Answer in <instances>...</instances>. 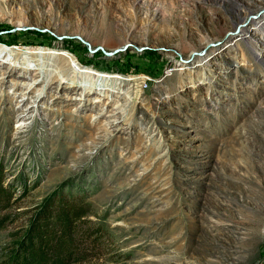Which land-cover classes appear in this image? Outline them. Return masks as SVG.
I'll use <instances>...</instances> for the list:
<instances>
[{
	"label": "rangeland",
	"instance_id": "1",
	"mask_svg": "<svg viewBox=\"0 0 264 264\" xmlns=\"http://www.w3.org/2000/svg\"><path fill=\"white\" fill-rule=\"evenodd\" d=\"M100 1L0 0V264H264V0Z\"/></svg>",
	"mask_w": 264,
	"mask_h": 264
},
{
	"label": "trees",
	"instance_id": "2",
	"mask_svg": "<svg viewBox=\"0 0 264 264\" xmlns=\"http://www.w3.org/2000/svg\"><path fill=\"white\" fill-rule=\"evenodd\" d=\"M9 204L10 194L0 184V211L7 209ZM52 206L41 213L36 220L35 227L31 230L27 251L32 257L46 252L49 244L55 241L62 248L65 256L72 252L70 251L72 243L70 239L76 235L75 226L85 217L86 212L72 202ZM32 262L30 264H38L35 261Z\"/></svg>",
	"mask_w": 264,
	"mask_h": 264
},
{
	"label": "bare ground",
	"instance_id": "3",
	"mask_svg": "<svg viewBox=\"0 0 264 264\" xmlns=\"http://www.w3.org/2000/svg\"><path fill=\"white\" fill-rule=\"evenodd\" d=\"M100 2H101V5H100L99 9L102 10L103 20H102V24H101L100 29H98L96 31L97 37L95 38L94 36H92V38H94L96 41L97 40H104V41H106V45L109 46V47H112V46H120L122 42H121V40H118V39H115L114 38V34L116 33V28L114 27L115 24L113 23V21L111 19V15L114 12V9H113V0H101ZM89 5H88V7H89ZM96 10H98V8ZM149 15H150V18L153 20V19L156 18L157 12L156 11H153ZM259 18H260V21L264 20V16H262V14L260 15ZM122 24H124V23H122ZM124 28H125V26H124ZM86 30H84V29L82 30V34H84V36L87 37L89 35H96V34L93 33V31H86ZM244 31H246V29L245 28H242V29L234 32V33H238L239 34V37H238L239 39H236L237 41L244 40L243 39V36L245 34ZM257 31L259 32V33H257V35H259V36L260 35L261 36L264 35V27H262L261 30H257ZM131 33H133V31H131ZM1 53H2V51L0 50V54ZM247 54H250V52H247V51L242 50V57L243 58H245L246 56L248 57L249 55H247ZM205 59H207V56L204 59H202L201 61L205 62L204 61ZM69 61L72 62L71 59Z\"/></svg>",
	"mask_w": 264,
	"mask_h": 264
}]
</instances>
